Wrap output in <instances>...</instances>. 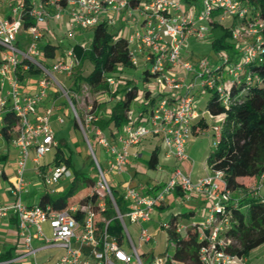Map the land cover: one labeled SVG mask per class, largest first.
Here are the masks:
<instances>
[{
	"label": "built area",
	"instance_id": "obj_1",
	"mask_svg": "<svg viewBox=\"0 0 264 264\" xmlns=\"http://www.w3.org/2000/svg\"><path fill=\"white\" fill-rule=\"evenodd\" d=\"M5 4L10 14L2 17L0 12V138H3V117L7 113H12L17 123L7 131L16 160L8 199L0 198V219L12 216L16 220L17 237L22 244L19 259L29 255L35 258L44 250L58 249L62 253L51 264H144L141 256L145 254L140 255L138 249L142 244L153 242L154 238L141 227L136 247L125 219L136 226L150 221L156 207L163 204L170 194L180 191L185 197L203 195L209 202L203 218L196 225L182 222L176 228V233L182 235L195 226L198 240L206 242L198 251L199 264H250L248 257L226 250L233 242L226 236L228 219L219 218L224 211L223 202L229 198V192L222 190L225 186L222 172L208 167L210 172L206 176L193 179L174 167L166 182L156 188L146 190L142 186L124 184L119 195L126 204L125 212H120L117 207L107 174H123L130 162V149L150 136L159 137L167 155L176 162L187 159L186 150L193 135V125L201 118L195 107V91L215 93L221 105L226 109L229 107L228 83H239L242 73L250 80L251 75L244 67L264 52L261 48L264 20L259 13L252 14L241 0H198L196 5H190L186 10L181 0H151L136 7H132L128 0H68L66 6L61 5L60 0H0V9ZM107 12H124L127 17L138 13L141 17L137 28L127 37L129 63L133 69L146 65V71L161 97L146 111V116H136L129 110L127 123L112 139L97 126L98 117L93 106L78 113L72 101V97L77 100L76 93L56 78H71L78 67L73 49L47 65L42 51L37 48L42 35L41 26L49 21H60L66 15L65 32L72 36L77 29L94 27ZM25 20L33 23L26 29L23 28ZM107 20L109 26L114 25L111 17ZM226 21H229L233 42L245 40L237 48L240 57L237 63L231 62L223 52L215 54L212 64L206 59L195 63L183 60L182 51L188 39L205 41L213 22L223 26ZM22 31L29 37L25 49L18 45ZM29 67L37 70L39 76L35 81V93L24 94L19 72ZM178 73L184 76L179 77ZM104 80L111 93L121 84L114 75H105ZM52 93L67 100L96 171V179L86 195L78 202L68 203L62 210H54L49 204L28 205L23 200L30 185L25 176L31 153H34L31 158L35 165L33 175L48 194L56 193L54 186L60 180L72 178L65 163L53 166L40 164V159L57 147L50 118L58 108L53 101L44 105ZM206 114L216 119L211 128L215 146L224 116ZM56 120L59 124L64 123L60 116ZM90 139H94L107 154L105 168L98 161ZM4 174L0 165V177ZM262 185L264 173L252 186L254 194L259 193ZM107 202L121 225L120 240L107 232L109 221L104 217ZM161 228L164 232L167 221L162 222ZM35 240L41 241L39 247L33 246ZM169 243L172 250L173 244ZM152 258L149 264H181L167 251ZM33 264L39 263L35 260Z\"/></svg>",
	"mask_w": 264,
	"mask_h": 264
},
{
	"label": "trees",
	"instance_id": "obj_2",
	"mask_svg": "<svg viewBox=\"0 0 264 264\" xmlns=\"http://www.w3.org/2000/svg\"><path fill=\"white\" fill-rule=\"evenodd\" d=\"M26 2L28 0H25ZM68 0H60V4L66 6ZM132 7L138 5L141 0H128ZM149 2V0H147ZM198 0H181L183 5H196ZM244 6L249 7L251 13L258 12L264 20V0H241ZM32 21L25 20L23 28L32 25ZM88 41L86 47L73 46V52L79 65L75 68L70 80V90L78 93L81 86L108 95L109 100L115 99L118 93L122 96L114 103L110 113L98 118L97 126L104 132L108 131L109 137L114 136V131H120L127 123L126 113L131 110L132 104L142 95L144 107L142 112L150 109L153 103L161 97L152 95L147 89H140L135 81L126 80L121 91L111 93L105 83V75H114L117 78L124 70L132 69L129 63V46L127 38L115 32L114 25L109 26L107 19H102L94 27L86 29ZM210 48L214 53H225L231 62L237 63L239 56L228 27H223L213 22L211 28ZM261 48L264 50V29L261 31ZM57 47L52 43H46L42 48L44 60H53ZM85 64L90 66L88 73H83ZM251 75L250 80L244 73L240 75L239 83H228L230 105L224 108L217 95L208 93L206 111L211 116L223 115L220 123V137L215 143L214 149L208 155L206 163L212 171L222 172L225 186L223 191L229 192V198L223 202L224 211L219 218L228 219L226 236L233 242L227 247V251L250 259L251 253L257 248L264 246V195L254 194L253 184L264 173V52H260L256 59L244 67ZM145 78L150 77L145 71ZM38 71L29 67L26 71L19 72V80L24 83L29 77H38ZM151 78V77H150ZM142 92V93H140ZM105 102H103L104 104ZM101 104V103H100ZM95 106V105H94ZM105 107V106H104ZM139 115V114H138ZM5 126L2 128V136L8 142L10 137L7 131L17 123L12 113L3 117ZM73 128L77 125L73 121ZM194 128V126H193ZM202 130H205L203 125ZM55 165L65 163L70 167V157H65L60 143L55 148ZM158 148L154 149L147 161V168L155 170L158 165ZM91 166L94 168L91 160ZM78 181V173L74 172L70 179L68 189L50 195L43 193L39 204H49L54 210H62L66 207L68 199L76 191L75 184ZM92 184L90 180H82ZM117 207L120 212L126 211V204L116 189H112ZM104 217L109 221L107 232L120 240L122 228L115 218V212L110 203L104 211ZM182 222L196 225L199 221L192 220L188 214L174 215L167 221L164 230L166 242L173 244L171 253L173 258L181 264H199L198 251L206 242L198 240L197 229L191 226L185 234H177L176 228ZM252 264V263H251ZM264 264V259L260 262Z\"/></svg>",
	"mask_w": 264,
	"mask_h": 264
},
{
	"label": "crops",
	"instance_id": "obj_3",
	"mask_svg": "<svg viewBox=\"0 0 264 264\" xmlns=\"http://www.w3.org/2000/svg\"><path fill=\"white\" fill-rule=\"evenodd\" d=\"M145 2H147V0H141L138 3V5L144 4ZM138 5H135L134 7H136ZM189 6L190 5H183V9L186 10V9H188ZM0 12H1L2 17H8L10 14L9 10H8V5L7 4L3 5L0 9ZM108 17H111L114 21L115 32H118L119 35H122L126 38L137 28L139 21H141V17L139 16L138 13H133L131 16L127 17L124 12H120L117 14H114L112 12H107L104 15V19H107ZM67 20H68L67 16L64 15L62 20H60V21H49L47 25L41 26L42 35H41V38L37 42V48L40 51L42 50L43 46L46 44L45 43L46 41L43 39H45L46 36H48V37L54 36V33L58 32V31H61L63 33V35L66 37V39L74 40L75 38H78L79 42H76L73 46L78 45L80 47H84V48L86 47V44L88 41L87 30L86 29L85 30L77 29L76 31H74L72 36H67L66 32H65ZM128 21L131 22V26L127 25ZM228 25H229V21H226L225 24L223 25V27H228ZM210 36H211V32H210L209 37L205 40V41L209 40V46L211 43ZM46 40H47V38H46ZM84 40H85V42L83 43L82 41H84ZM188 40L193 41V42H197V44H203L205 42V41H197V40L192 39V38H190ZM28 42H29V37L27 38V42H23V41L21 42V40H20L18 42V45L21 49H25ZM48 43H50V42H48ZM54 46H56V45H54ZM187 46L188 45L186 42V46L182 51L183 60L187 61V62L195 63L196 61L191 60V58L187 55V52H186ZM71 49H73V47H71ZM67 50H69V49H67ZM67 50L63 51L62 53L60 52L59 53V54H61L60 56L64 57V54ZM57 51L58 50L56 49L55 58L53 60H45L47 65L52 64L53 61L58 59L57 58ZM215 54L216 53L213 52L212 55H215ZM213 58L214 57H210L211 62H213ZM131 71H134V73L137 74V77L135 80V82L137 84H138V82H140L143 79L145 86L138 84L140 89L144 88V89L149 90L152 95H159L157 92V87L154 84V81L152 80V78L147 77L148 80H146V78H145V74H144L146 71V65L145 64H141L140 67H138L136 69L132 68ZM123 74L129 75L130 73L122 72L120 74V77L117 79L121 84H119L116 87V91H121V89L124 88V83L126 80L134 81L133 79H123V77H122ZM177 75L179 77L184 76L183 74H180V73H178ZM188 77H191V75L189 74ZM36 78L37 77H29L24 83H22V91L24 94L35 93V91H36V85H35ZM140 93H142V92H140ZM121 96H122V94L118 93L117 97L115 99H110L109 102H107L109 100L108 95H102L100 97L103 100L101 102L102 109L105 108L104 109L105 110L104 115L105 114L107 115V113H110L109 108H112L114 103ZM139 98L142 99V106L139 109H137V112H135V111H133V107H134L135 103L138 102ZM57 99H58L57 94L53 93L50 95V97L46 101H44V105L53 101L55 103V106H56ZM195 99H196V105H195L196 111L200 115L201 118L197 122H195L193 125L194 126L193 135L188 142L187 150H186L187 159L185 161H182V162H176L172 157L167 155V151L164 148V146L162 145L161 139L159 137H152V136L147 137V138L143 139L138 145H136L130 149V152H131L130 162L125 167L124 173L121 174V176L125 179L124 184H130L131 186H135V187L136 186H142V187H145L146 190L148 188H151V187L156 188V187L162 185L163 183H165L166 180L168 179V176H169L170 172L172 171V169L174 167L179 168V165L182 166L183 170L180 168L179 169L183 173L189 174L193 179H198V178L204 177L210 172L209 168L207 166L206 160H207L208 155L214 149V137L209 136V137H207V139H204L201 137L205 136V135H203L205 133V131L210 130L212 128V126L216 123V119L211 118L206 114V112H207L206 111V103L208 100V93L206 91L196 89ZM103 102H105V103L103 104ZM155 103H153V105ZM101 104L97 103L95 106L92 105L94 112L98 118L101 115H103V111L98 112L100 107H101V106L99 107V105H101ZM103 106H105V107H103ZM108 106H110V107L108 108ZM143 107H144V99L142 98V95H140L135 100V102L132 104L131 110L135 113L136 116H141V115H145V112H142ZM56 108H58L57 111L62 110L58 106H56ZM39 110H42V109L40 108ZM146 111H148V108ZM99 114H100V116H99ZM203 125L206 127L205 130H202V128H201ZM118 132L119 131H114L115 134H114V136H111V137L107 136L108 131H106L104 133L107 137L112 139L116 136V134ZM211 133H212V130H211ZM210 146H212V148H210ZM156 148H158L159 156H158V165H157L155 171L160 172V174L155 175L154 177L148 176L147 180H145L146 178H143V176L139 172V168H138L136 163L145 154H147V161H148L150 153ZM15 160H16L15 149L12 146L11 139L8 140V142H7L4 138H0V165H1V167H3V169L5 171L4 176L0 177V198L3 200L8 199V195H9L10 188H11V181L13 179V174H14L13 167L15 164ZM199 161H201V164L203 162V168L201 170L198 168V165H197V163ZM199 165H200V163H199ZM146 168H147V163H146ZM148 170H151V169H148ZM34 187L37 188L38 190H40V193H42V194L47 193L46 190H43L44 188L41 187L39 183H35ZM262 188H264V185H262L261 189ZM55 189H56V193L61 192L58 190V188H55ZM261 189H260L259 193L261 195H264V193L261 192ZM42 194L40 195V197L42 196ZM40 197H39V199L37 198L38 199L37 203L32 202V204H31V203H29V201L26 202V200H24V202L28 205L39 204ZM31 200H33V199H31ZM68 203H70V202L67 201V204ZM173 203L177 204V206H176L177 209L173 208L171 210L168 218L166 220H164V222L168 221L171 216L183 215V214H188L190 216V218H192V220L201 221V219L203 218V216L206 212V209L209 205V202L207 201V199L203 195L192 194L189 197H185L180 191H175L166 198V200L163 204L157 206L153 213L161 214L166 209L171 207V205ZM150 222L151 221H148V222L142 223V224H149L150 225L151 224ZM139 228H141L140 225L138 226V229ZM150 229H151V227L148 226V228L146 230L151 234ZM0 233H1L0 234V264L10 263V262H14L17 260H21V259H19V257L22 254V244L18 240V237H17V223H16V220L14 219V217L9 216L8 218L0 219ZM34 244H37L38 245L37 247H39L41 245V241L35 240L33 242V245ZM55 250H58V249H55ZM44 251H47V250H44ZM44 251H42V252H44ZM58 251L59 252L54 255L52 260L48 261L46 264H51L57 257H59L61 255L62 251L61 250H58ZM39 253H41V252H39Z\"/></svg>",
	"mask_w": 264,
	"mask_h": 264
},
{
	"label": "rangeland",
	"instance_id": "obj_4",
	"mask_svg": "<svg viewBox=\"0 0 264 264\" xmlns=\"http://www.w3.org/2000/svg\"><path fill=\"white\" fill-rule=\"evenodd\" d=\"M151 1V0H150ZM149 1V2H150ZM148 1L145 3H149ZM48 24V23H47ZM228 24V23H227ZM226 24V25H227ZM128 26H131V22L128 21ZM27 34L22 31L20 35L18 36V42L21 40V42H27ZM47 38V40H46ZM45 43H52L53 45L57 46V58H63L59 54L67 49H71L73 45L76 42H79L78 38H75L74 40L66 39V37L63 35L61 31L55 32L54 36H46ZM245 40H241L239 42H235L234 46L236 48V51L238 46L241 44H244ZM83 43L85 42L82 41ZM44 43V42H43ZM187 55L191 58V60H200V59H206L208 60L209 64H212L210 61V57H214L213 51L211 50L209 46V40L205 41L203 44H197V42H193L188 40L187 41ZM238 55V54H237ZM59 56V57H58ZM49 65V64H48ZM90 66L88 64H85L82 68L83 73H88L90 71ZM132 69L124 70L125 73H130L128 76L126 74H123V79H133L136 80L137 74L134 73V71H131ZM75 71V70H74ZM125 76V77H124ZM130 76V77H129ZM56 78L67 88L70 87V78L62 77V76H56ZM139 85L145 86L143 79L138 82ZM52 92V91H51ZM101 92H98L94 89H90L85 85L81 86V90L76 93L77 100H75L72 97L73 104L75 106V109L78 113H82L86 107L90 105H96L97 103H101L103 100L101 97ZM53 94V93H52ZM56 101V106L60 107L62 110L57 111L54 110L50 121H51V127L54 132L55 140L60 143V148L63 150V154L65 157H70V171L72 173L76 172L78 173V181L75 184L76 191L71 197L69 198V202H77L81 200L86 193L90 190L93 184H87V182H83L82 180H90L92 182L96 179V171L91 166V156L89 155L88 148L86 146V143L81 135V133L78 130H75L73 128V115L68 107L67 100L63 97H59ZM101 106V107H100ZM142 106V99L139 98L138 102L135 103L133 107V111L137 112V109H139ZM100 109L98 112L102 109V104L99 105ZM104 107V106H103ZM110 106H108L109 108ZM111 110V108H109ZM147 112H145L146 116ZM60 116L63 120V124H59L57 122V117ZM205 136H202L201 138L207 139V137L212 136L213 133H211V129L205 131L203 134ZM91 144L93 146V150L95 152L96 157L98 158V161L100 162L102 168L106 167V159L107 154L104 152V150L96 144L94 139H90ZM212 145V144H211ZM212 148V146H210ZM212 150V149H211ZM55 149L44 156L42 159H40V164L45 166H53L54 163V155H55ZM34 157V153L30 154V159L27 163V172H26V181H30V185L28 186V193L24 195V199L29 201V203L32 204V202L37 203L40 195V190L34 187L35 183H40V180L33 175L34 167L35 165L32 163L31 158ZM147 163V154H145L138 162L136 163L139 172L143 176V178L147 177H154L155 175L160 174V172H156L155 170H148L146 168ZM200 163V165H199ZM198 168L201 170L203 168V162L201 164V161L197 163ZM179 168L183 170L182 166L179 165ZM107 179L113 187V189H116L119 193V191L122 188V185L125 183V179L121 175H117L116 173H108ZM70 180L69 179H62L60 180L59 184L54 186V188H58L59 191H64L69 188L70 186ZM45 190V189H43ZM261 192L264 193V188L261 189ZM38 198V199H37ZM33 199V200H31ZM177 204L173 203L171 207L166 209L161 214L153 213L151 216V224H142L140 225L142 228L147 229L148 226L151 227V234L154 238V241L149 244H142L141 247L138 249V253L145 254L144 256H141V260L144 264H149L152 262V257H158L162 256L164 252H171V244L169 242H166L163 229L161 228L162 222L166 220L171 212V210L177 209ZM125 224L127 227V230L129 231L132 241L136 247H138V232L140 228L138 229V225H133L129 223L128 219H125ZM1 234V233H0ZM34 247H37V244L33 245ZM59 251L55 249H50L41 253H38L35 258L33 256L29 255L21 260H17L10 263H3V264H33L36 260L40 264H46L48 261H51L55 254H57ZM35 259V260H34ZM264 259V246H261L254 250L250 255V264H260V262Z\"/></svg>",
	"mask_w": 264,
	"mask_h": 264
}]
</instances>
